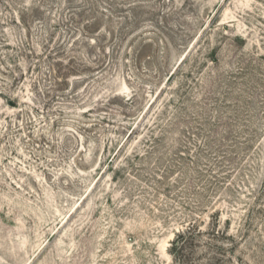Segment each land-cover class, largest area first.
Returning <instances> with one entry per match:
<instances>
[{
  "label": "rangeland",
  "instance_id": "obj_1",
  "mask_svg": "<svg viewBox=\"0 0 264 264\" xmlns=\"http://www.w3.org/2000/svg\"><path fill=\"white\" fill-rule=\"evenodd\" d=\"M104 1L0 0V264H264V0Z\"/></svg>",
  "mask_w": 264,
  "mask_h": 264
},
{
  "label": "trees",
  "instance_id": "obj_2",
  "mask_svg": "<svg viewBox=\"0 0 264 264\" xmlns=\"http://www.w3.org/2000/svg\"><path fill=\"white\" fill-rule=\"evenodd\" d=\"M78 1H79V4H82L81 10H84L83 14L86 13L88 10L92 11V10H95L96 8L98 9L97 0H78ZM25 5H27V3H25ZM104 5H110V4L109 2H106L105 0ZM23 8H26V7L23 6ZM111 10L113 11L112 8ZM13 14H14L13 21L17 24L18 23L20 24L21 21L17 20L15 11L13 12ZM77 17H79V15H77ZM81 17H83V15ZM174 74L175 72L171 76H169L168 81H170L173 78ZM60 75H62L61 72H60ZM61 78H62V81L64 82H68L70 80V76L65 77L62 75ZM57 84L59 85V83ZM200 235H201V231H200V227L198 226L197 222L190 223L186 227L185 230L179 231L176 234L174 240L172 241L170 253L178 264H198L199 259H198L197 251L200 248L199 246ZM219 250L220 248L218 249L217 254L220 255L221 253L219 252ZM210 251L214 252L211 249ZM210 260L214 261V258H210Z\"/></svg>",
  "mask_w": 264,
  "mask_h": 264
}]
</instances>
